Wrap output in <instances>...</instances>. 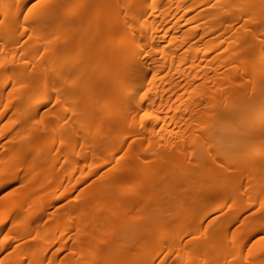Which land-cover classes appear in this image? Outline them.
I'll return each instance as SVG.
<instances>
[{"label":"bare ground","instance_id":"bare-ground-1","mask_svg":"<svg viewBox=\"0 0 264 264\" xmlns=\"http://www.w3.org/2000/svg\"><path fill=\"white\" fill-rule=\"evenodd\" d=\"M16 1L0 0V264L210 263L238 233L231 264H264L245 247L264 229L246 230L264 220V114L229 131L231 114L264 110V0ZM170 125L181 139L235 134L240 156L218 168L163 145ZM225 215L244 227L230 240L211 228Z\"/></svg>","mask_w":264,"mask_h":264},{"label":"rangeland","instance_id":"rangeland-1","mask_svg":"<svg viewBox=\"0 0 264 264\" xmlns=\"http://www.w3.org/2000/svg\"><path fill=\"white\" fill-rule=\"evenodd\" d=\"M31 2V0H17L16 2H15V7L17 6V4H21V3H25V4H29ZM0 6H1V3H0ZM21 11V12H20ZM19 12L20 13H22L21 15H20V17L18 18V20H17V22H18V24L16 23V21H14L15 23H13L12 22V24H13V26H15V28H19V26H20V24H21V26H20V28L22 29L23 28V26H24V23H22L23 21H25V19H24V17H25V15H24V13H25V9L23 8V10H20ZM1 17L2 16H0V20H1ZM17 17V16H16ZM14 18H15V16H14ZM12 20H14L13 19V17H12ZM20 23V24H19ZM15 24V25H14ZM17 24V25H16ZM16 29V30H17ZM20 31V29L18 30V34L20 33L19 32ZM17 34V36H19L18 37V39H21V38H23V39H25V38H27L28 37V34H25L23 37H21L20 35H18ZM216 54H218V56L217 55H215V57L217 56V59H219V60H217L216 58H214V62H215V60H216V62H221L222 63V61H221V58H222V56H221V53L219 54L218 52L216 53ZM220 55V56H219ZM213 57H214V55H213ZM223 59V58H222ZM216 62H215V64H216ZM217 65V64H216ZM220 98H221V96L220 95H218L217 97H213V99L212 100H209V102H207V106H206V108L204 109V112H203V115H201L202 117H201V119H200V117L196 114V113H192L191 114V120L193 121L194 120V122H200V120H208L209 118H210V115H209V113L211 112V109H212V107H211V104H214V106H215V104H216V108L219 106V104H218V102H219V100H220ZM159 113H161V115H163V113H165L164 111H161V110H159ZM172 113V112H171ZM258 113L259 114H264V110L263 109H261V107H253V108H251L249 111H241V112H239L238 114H231L230 115V118H229V121L230 122H233L235 125L231 128V129H229V131H233V130H244V127H242V126H240V125H238V124H236V120L238 119V118H241V116H245L246 114V116H254V115H258ZM249 114V115H248ZM187 116H189V115H187ZM190 117V116H189ZM5 120H0V126L2 127V126H4L3 124V122H4ZM130 127V126H129ZM160 127V126H159ZM255 127L257 128L258 127V125H255ZM4 128V127H3ZM1 129V128H0ZM171 129H172V132H174V136H171V137H169L167 140H161V143L163 144V145H166V144H168V143H171V144H173L174 146H179V144H183L184 146H186L187 148H190V147H192V148H194V149H197L198 150V152H199V156H201V160L202 159H204L205 160V157H206V159L207 158H209V159H211V161L213 162V164H214V166H217L218 168H221L222 167V165L224 164V163H228L227 161H225L223 158L224 157H238V156H240V154H239V152H238V146H236L235 145V143H234V141H233V139L235 138V134H233V135H230V140L228 139V141L227 142H225L224 141V138H222V136L220 135V134H216L210 141H207V140H203V139H201V140H199V139H197V138H199V137H193L192 135H191V131L188 133V135H185L182 139H181V137H180V134H181V132H180V129H181V127H177V126H175V125H170L166 130H164L163 132L165 133V132H171ZM223 131V130H222ZM193 134H194V132H193ZM7 139V138H6ZM6 139H4V141H6ZM192 139V140H191ZM191 140V141H190ZM257 142H259V140L257 141H254L253 143H252V145H256L257 144ZM153 147V146H152ZM160 147V145L159 144H155L154 145V148L153 149H157V148H159ZM244 151L243 152H245L246 150L245 149H243ZM149 153L150 154H157V151H155V150H151V151H149ZM121 155H122V153H117L116 155H114V157H113V159H112V161H113V164H114V162H115V160H119V158L121 157ZM205 156V157H204ZM214 158H216L217 160H213ZM84 162V163H83ZM81 164L79 163L78 165H77V167H76V174H78V173H80V171H79V169L80 170H82V168L83 169H85V171L87 170V169H89V167H88V164H89V166H90V162H89V159H88V161L87 160H85V161H83ZM86 162V163H85ZM111 165H109L108 167H110ZM77 170H78V172H77ZM78 176V175H77ZM247 178V176H244V177H242V180H243V182L245 181V180H247L246 179ZM92 181H94L93 179H91L90 181H89V183H91ZM245 183H246V181H245ZM252 185L253 184H251V186L250 187H252ZM245 189V191H246V187L244 188ZM247 192H248V190H247ZM222 196V194H218V195H216L214 198H213V201H215V200H217L218 198H220ZM256 201H257V199H256ZM248 201H246V203H247ZM245 203V204H246ZM257 206V205H256ZM256 206H253L254 208H252V210L251 211H254V213H253V215L256 217L257 216V214H255V210L258 208V206L256 207ZM223 207H225V205H223ZM219 209H221L220 207H218L212 214H211V216H213V215H216V214H219V211H221V210H219ZM250 211V212H251ZM249 212V213H250ZM210 216V217H211ZM229 216L230 215H225V216H220V217H218L217 219H215V222H214V224H213V226L211 227L212 229H214L215 230V228H217V227H219V226H222L224 229H223V231H222V233L224 234V236H225V238H226V236L227 237H229V240H230V236L232 235V231L234 230V232H236L235 234H237L238 233V231L239 230H241V227H243L240 223V221H241V219H239V217H237V218H235V220H230L229 219ZM239 216H240V214H239ZM254 216L252 217V218H254ZM262 223H264V220L262 219V218H258V220H252L251 219V221L249 222V225H248V229H246V230H250V229H252L253 227H255V226H257V225H259V224H262ZM244 228V227H243ZM245 230V231H246ZM264 229H262L261 230V232H259L258 234H256L255 236H253L252 238H251V240L248 242V244H247V246H245L248 250H250L249 251V254H250V256L251 257H253V258H257V257H259V256H264V247H258V246H256L255 248L253 247V248H250L249 247V245L251 246V245H253V242H255V241H257V239H259L260 237H264ZM235 239H231L232 241L230 242V241H228V247H226V249H218L219 251H211V253H212V255L213 256H216V257H213L212 256V258H213V260H211V262L209 263H206V261H205V259H204V261L202 260V257L198 260L199 261V263L200 264H231L232 263V261L233 260H235L236 261V258H234L236 255H237V257L238 256H242V254L243 253H236L237 252V250L238 251H240V247H239V244H240V241H239V238H240V233H238L235 237H234ZM186 239H188V237H186ZM228 239V238H227ZM235 240V241H234ZM121 246H122V243L120 242V241H118L117 243H112V244H110L109 246H107V250L105 251V257H107L108 259H113L114 257H115V251H119L120 250V248H121ZM233 247V249H231ZM258 247V248H257ZM228 248V249H227ZM234 248H235V250L236 251H234ZM250 248V249H249ZM231 253H230V252ZM235 253H234V252ZM247 251V250H246ZM214 252H215V254H214ZM219 252V253H218ZM138 253V249H133L130 253H129V257H134L133 255H136ZM170 252H169V250L168 249H163L161 252H159V253H157L156 255H155V260H159L161 257H163V256H165V255H168ZM217 253V254H216ZM231 255H230V254ZM65 254H66V252H61L60 253V255H59V257H58V259H60L61 257H63V256H65ZM233 254V255H232ZM238 254H240V255H238ZM3 256V255H2ZM76 256V255H75ZM146 256H148V257H150V254L148 253V254H146ZM1 257V256H0ZM66 257V256H65ZM242 257H244V256H242ZM242 257H238V258H242ZM215 258V259H214ZM180 258H174L173 259V262L175 263L176 261H178ZM218 260V261H215V260ZM171 260V259H170ZM169 260V261H170ZM168 261V260H167ZM166 261V262H167ZM165 262V263H166ZM173 262L171 263V262H169L170 264H173ZM205 262V263H204ZM234 262V261H233ZM168 262H167V264H169Z\"/></svg>","mask_w":264,"mask_h":264}]
</instances>
